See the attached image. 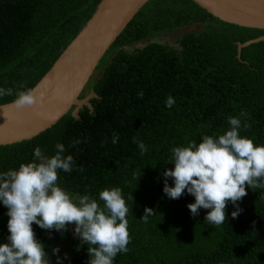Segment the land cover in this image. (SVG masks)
<instances>
[{
  "label": "trees",
  "instance_id": "trees-1",
  "mask_svg": "<svg viewBox=\"0 0 264 264\" xmlns=\"http://www.w3.org/2000/svg\"><path fill=\"white\" fill-rule=\"evenodd\" d=\"M101 1L0 0V88L13 89L0 104L37 85ZM196 25L202 27L184 33L175 45L155 39ZM260 36L264 28L222 20L195 0H149L99 62L100 75L91 76L80 94L97 93L92 107L84 105L78 116L72 108L33 138L0 145V173L31 162L37 146L52 156L63 143L64 155H73L76 165L70 173L60 170L58 184L73 199L99 200L100 191L120 188L131 241L113 264H264V189L248 186L238 202L243 211L233 218L236 206L229 202L219 226L206 222L210 209L191 214L187 205L195 197L186 190L179 199L163 191V173L174 168L171 150L193 140L199 144L204 135L218 138L231 127L229 116L251 126L241 127L242 136L264 144V40L239 46ZM141 90L143 98L137 95ZM169 96L175 99L171 108L165 103ZM133 137L144 142L146 153L140 154ZM168 182L174 186L171 178ZM147 207L154 214L145 223L140 218ZM7 211L0 202V243L9 236ZM33 228L57 264V256L59 264H88L89 245L81 246L74 225L63 235ZM56 247L58 254L52 251Z\"/></svg>",
  "mask_w": 264,
  "mask_h": 264
},
{
  "label": "clouds",
  "instance_id": "clouds-1",
  "mask_svg": "<svg viewBox=\"0 0 264 264\" xmlns=\"http://www.w3.org/2000/svg\"><path fill=\"white\" fill-rule=\"evenodd\" d=\"M11 95L12 88H0V97ZM137 95L143 98V90ZM40 102L35 90L27 89L16 92L13 104L24 109ZM165 103L171 108L175 99L169 96ZM228 123L231 127L218 138L204 135L199 144L193 140L187 146L174 147L170 161L174 168L163 173V191L168 198L179 199L186 190L195 197V201L187 205L191 214L197 216L201 208L210 209L205 220L215 226L223 224L227 218L229 202L236 206L232 217L239 216L243 209L238 202L248 194V186L253 190L264 189V144L257 145L252 138L240 134L241 127L251 126L242 124L239 117L229 116ZM132 140L141 155L148 151L142 140L136 137ZM118 142L119 135L114 133L112 143ZM55 148V154L47 156L37 146L31 162L0 173V202L8 209L9 217V236L6 242L0 243V264H51L33 224L62 235L69 225H74V235L81 240V246L89 245L88 264H113L118 253L129 251L131 241L129 209L122 190L106 188L99 192V200L89 195L73 199L58 184V179L60 170L70 173L76 161L73 155H64L63 143H57ZM78 170L83 171V166ZM169 178L174 186L169 184ZM153 214V208L147 207L140 219L147 223ZM52 251L58 254L59 248ZM60 260L57 256L58 264Z\"/></svg>",
  "mask_w": 264,
  "mask_h": 264
},
{
  "label": "water",
  "instance_id": "water-1",
  "mask_svg": "<svg viewBox=\"0 0 264 264\" xmlns=\"http://www.w3.org/2000/svg\"><path fill=\"white\" fill-rule=\"evenodd\" d=\"M149 0H102L84 28L68 45L51 69L33 88L41 102L18 109L13 101L0 104V145L33 138L57 123L73 108L78 116L84 105L92 107L91 92L80 94L108 49L136 13ZM222 20L264 28V0H195ZM264 40L260 36L244 44Z\"/></svg>",
  "mask_w": 264,
  "mask_h": 264
},
{
  "label": "rangeland",
  "instance_id": "rangeland-1",
  "mask_svg": "<svg viewBox=\"0 0 264 264\" xmlns=\"http://www.w3.org/2000/svg\"><path fill=\"white\" fill-rule=\"evenodd\" d=\"M202 27L201 25H196V26H187V27H183L180 29H176L174 31L171 32H167L164 33L160 36H158L157 38H155L156 40H159L161 42H166L169 44H177L178 39L186 32L191 31V30H196L198 28ZM149 40H147L148 42ZM145 44V42H141L138 43L136 46L130 47V50H134L135 47H139V46H143ZM100 75V72H94L92 75L91 80H95L98 76ZM48 258L51 261V264H57L55 261V258L52 255H48Z\"/></svg>",
  "mask_w": 264,
  "mask_h": 264
}]
</instances>
